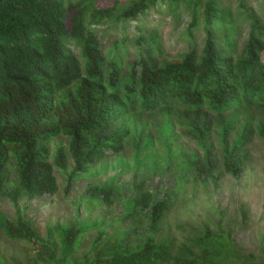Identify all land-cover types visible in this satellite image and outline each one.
Masks as SVG:
<instances>
[{"label": "trees", "instance_id": "1", "mask_svg": "<svg viewBox=\"0 0 264 264\" xmlns=\"http://www.w3.org/2000/svg\"><path fill=\"white\" fill-rule=\"evenodd\" d=\"M263 9L264 0H0V198L15 214L0 211V231L28 245L15 264H264L207 221L180 241L163 230L168 190L239 177L253 137L264 143ZM151 12L178 24L186 12L175 57ZM97 164L134 172L127 196L117 173L81 196L90 210L120 199L114 229L103 211L42 234L22 201L55 194L56 171L67 188Z\"/></svg>", "mask_w": 264, "mask_h": 264}, {"label": "rangeland", "instance_id": "2", "mask_svg": "<svg viewBox=\"0 0 264 264\" xmlns=\"http://www.w3.org/2000/svg\"><path fill=\"white\" fill-rule=\"evenodd\" d=\"M101 4H107L102 1ZM254 8H258V1L249 3ZM233 7L235 4L232 5ZM184 13V14H183ZM181 22L175 23L169 14L151 12L147 17L148 25L158 24L162 39L164 42V50L170 57L182 52L184 48L183 39L180 33L187 22L186 12H183ZM258 13L264 14V9L258 10ZM246 22L243 25L242 34L246 32ZM133 29H130V33ZM202 38V32L199 30ZM241 36L239 38L242 41ZM107 41L105 46L113 40V33L108 32L104 36ZM131 52L133 48L130 49ZM77 53V50H74ZM152 130L151 128H149ZM185 146L196 149L193 141L182 138ZM212 141L218 148L217 138L213 137ZM158 146L161 144L156 142ZM251 159L244 171L239 177H233L225 174L218 182L217 186L208 184L206 187L199 183L186 181L181 186L177 185L169 192H173L172 206L167 212L164 220V231H168L180 241L185 236H192L196 233H203L204 222L209 223V227L214 232H219V228L224 232L227 231L231 235V240L240 250L241 254H252L258 260H264V143L258 137H253L250 143ZM219 149V148H218ZM124 153L132 160V149L125 148ZM117 157L108 155L104 159L105 163L111 161L116 162ZM117 173L118 184H121L124 194L128 195V188L125 181L133 176V170H126L122 173L118 168H108L102 170L97 164L89 174L76 178L67 188L65 173L56 171V177L59 188L53 195H44L25 202L26 214L38 226L42 234L48 227L56 224H68L72 221L83 220L98 217L105 211L106 221L112 222L107 226V231L114 229L116 218L122 210L121 200L113 206L107 208L103 204L95 203L93 209H87L80 200L83 191L89 184L101 182ZM160 175V174H158ZM173 177L171 173L166 177L170 180ZM158 180L155 177L152 185ZM175 186V185H174ZM163 193L160 192V196ZM245 210V215L242 214ZM78 210V215H76ZM0 211L8 216L14 217V209L10 202L0 198ZM216 226V227H215ZM169 228V229H168ZM96 234V230H90L84 236V241L79 253L88 247L89 240ZM28 245L22 240H13L4 236L0 231V264H15L16 260L24 258L23 253L27 250ZM33 248V247H32Z\"/></svg>", "mask_w": 264, "mask_h": 264}]
</instances>
